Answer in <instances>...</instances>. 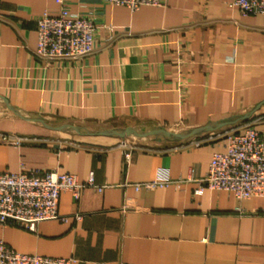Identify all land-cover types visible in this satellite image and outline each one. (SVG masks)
Segmentation results:
<instances>
[{"label":"crops","instance_id":"obj_1","mask_svg":"<svg viewBox=\"0 0 264 264\" xmlns=\"http://www.w3.org/2000/svg\"><path fill=\"white\" fill-rule=\"evenodd\" d=\"M63 1L96 26L90 56L39 58L35 21L56 15L54 0H0V172L67 173L80 184L92 174L105 188H83L77 202L60 194L59 215L81 220L42 222L34 232L0 225V241L72 264H264V196L238 202L198 190L234 130L168 152L97 135L230 119L241 122L235 130L264 132V104L255 110L264 103V19L243 16L230 0H164L135 12ZM165 179L178 187L132 186Z\"/></svg>","mask_w":264,"mask_h":264},{"label":"built area","instance_id":"obj_2","mask_svg":"<svg viewBox=\"0 0 264 264\" xmlns=\"http://www.w3.org/2000/svg\"><path fill=\"white\" fill-rule=\"evenodd\" d=\"M108 5L122 6L131 12L143 6L161 7L164 0H102ZM57 13H43L35 21L37 44L35 53L49 61H72L90 56L94 51L96 26L84 17L69 13L63 0H54ZM243 16L259 15L264 19V0H230ZM225 150L212 154L208 170L199 181V191L206 188L231 193L238 202L264 196V132L246 126L225 135ZM127 148L126 143L121 144ZM129 155H126L128 158ZM174 185L179 181L155 180L132 185L136 191H152ZM89 187L101 193L104 186L93 183L90 174L86 183L80 184L71 174L39 170L17 173L0 172V225L16 226L34 232L42 222L81 220L82 216L70 217L58 213V200L63 192L70 193L77 202L83 188ZM241 213L240 209H236ZM72 258H50L20 254L0 241V264H72Z\"/></svg>","mask_w":264,"mask_h":264},{"label":"water","instance_id":"obj_3","mask_svg":"<svg viewBox=\"0 0 264 264\" xmlns=\"http://www.w3.org/2000/svg\"><path fill=\"white\" fill-rule=\"evenodd\" d=\"M262 104L264 103H261L260 105H258V107L255 110H257ZM247 117L248 115L245 116L244 119H246ZM236 121H239V119ZM230 125L231 126L235 125V120L234 121L227 120V121H223L217 124L207 125L204 127L192 129L188 133H185V134L170 133V132H166L161 129L138 132L137 130L133 128H126L125 130L119 131V132L118 131H101V132H98L97 135H110V136H114L120 139H124L127 137H137V138L142 139V138H147L150 136H161L164 138H171L175 141L183 142L193 137L199 136L201 134L214 132L224 127L230 126Z\"/></svg>","mask_w":264,"mask_h":264},{"label":"rangeland","instance_id":"obj_4","mask_svg":"<svg viewBox=\"0 0 264 264\" xmlns=\"http://www.w3.org/2000/svg\"><path fill=\"white\" fill-rule=\"evenodd\" d=\"M230 121H234V119H230ZM241 126V122L235 121V125L224 127L218 131L221 134L225 132H229L230 130H235ZM157 129L164 130L170 133H177V134H185L188 133L189 130H181L179 127H160ZM157 129H149L145 131L157 130ZM142 132V131H139ZM126 142L127 148H136L140 150H149V151H170L176 147H179L181 144L186 143L185 141L179 142L175 141L171 138H164L161 136H150L147 138H137V137H128L124 139ZM188 141V140H186Z\"/></svg>","mask_w":264,"mask_h":264}]
</instances>
